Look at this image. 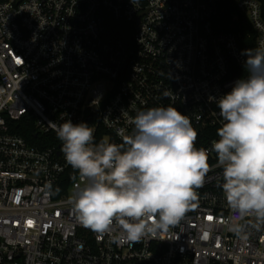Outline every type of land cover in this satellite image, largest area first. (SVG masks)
I'll return each mask as SVG.
<instances>
[{
  "label": "built area",
  "instance_id": "obj_1",
  "mask_svg": "<svg viewBox=\"0 0 264 264\" xmlns=\"http://www.w3.org/2000/svg\"><path fill=\"white\" fill-rule=\"evenodd\" d=\"M223 0L0 1V264H264V226L244 233L219 186L211 145L223 121L216 99L246 76L245 49L264 45L261 0H235L220 30ZM167 92L165 98L163 93ZM174 106L209 149L210 171L180 223L156 238L117 245L76 219L69 165L50 122L94 120L122 144L136 113ZM31 122L48 138L29 143ZM52 182L56 195H47ZM208 217H212L211 220ZM32 223L29 224L28 222Z\"/></svg>",
  "mask_w": 264,
  "mask_h": 264
},
{
  "label": "clouds",
  "instance_id": "obj_2",
  "mask_svg": "<svg viewBox=\"0 0 264 264\" xmlns=\"http://www.w3.org/2000/svg\"><path fill=\"white\" fill-rule=\"evenodd\" d=\"M246 76L216 99L222 125L211 145L222 188L234 214L230 228L244 233L248 217L264 226V45L245 49ZM166 98L168 93H163ZM66 163L84 181L70 197L77 221L119 245L156 238L180 223L210 171L209 149L174 106L138 111L123 143L95 139V128L70 119L50 122ZM46 194L56 195L51 181Z\"/></svg>",
  "mask_w": 264,
  "mask_h": 264
},
{
  "label": "trees",
  "instance_id": "obj_3",
  "mask_svg": "<svg viewBox=\"0 0 264 264\" xmlns=\"http://www.w3.org/2000/svg\"><path fill=\"white\" fill-rule=\"evenodd\" d=\"M1 1V0H0ZM263 3V12H264V0H261ZM237 7L235 5V0H223L219 11L217 13V16L215 18L216 23L219 26V29L222 30L225 28L227 20L229 18V16L233 13H237ZM94 120L92 121H88L87 124L88 125H93L94 124ZM15 131L22 135L23 137H25V139L34 145H38L41 147H46L47 145L50 144L51 141H49L48 138L50 137H54L55 135L53 133H48L46 135H40L39 133H36L35 127L33 126V124L31 122L24 124V120L22 121L21 124H19L16 128ZM106 135H111V132L108 131L107 129H105L103 126L99 125L96 130H95V139L97 142H99V140L103 137H105ZM78 174V172L74 169L71 168V166L69 167L67 173L65 174V177L68 181L72 180L76 175Z\"/></svg>",
  "mask_w": 264,
  "mask_h": 264
},
{
  "label": "water",
  "instance_id": "obj_4",
  "mask_svg": "<svg viewBox=\"0 0 264 264\" xmlns=\"http://www.w3.org/2000/svg\"><path fill=\"white\" fill-rule=\"evenodd\" d=\"M104 138H107L110 141V136L106 135Z\"/></svg>",
  "mask_w": 264,
  "mask_h": 264
},
{
  "label": "snow or ice",
  "instance_id": "obj_5",
  "mask_svg": "<svg viewBox=\"0 0 264 264\" xmlns=\"http://www.w3.org/2000/svg\"><path fill=\"white\" fill-rule=\"evenodd\" d=\"M208 219H209V220H211V219H212V217H208ZM28 223H29V224H31L32 222H31V221H29Z\"/></svg>",
  "mask_w": 264,
  "mask_h": 264
}]
</instances>
